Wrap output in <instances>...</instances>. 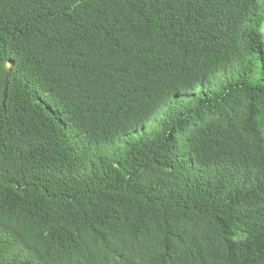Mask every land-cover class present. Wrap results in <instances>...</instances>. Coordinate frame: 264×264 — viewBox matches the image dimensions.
<instances>
[{
  "label": "trees",
  "instance_id": "obj_1",
  "mask_svg": "<svg viewBox=\"0 0 264 264\" xmlns=\"http://www.w3.org/2000/svg\"><path fill=\"white\" fill-rule=\"evenodd\" d=\"M263 22L0 0V264H264Z\"/></svg>",
  "mask_w": 264,
  "mask_h": 264
},
{
  "label": "rangeland",
  "instance_id": "obj_2",
  "mask_svg": "<svg viewBox=\"0 0 264 264\" xmlns=\"http://www.w3.org/2000/svg\"><path fill=\"white\" fill-rule=\"evenodd\" d=\"M257 2L260 5L261 11L263 12V15H264V0H257ZM259 31H260L261 35L264 37V22H263L262 26L260 27Z\"/></svg>",
  "mask_w": 264,
  "mask_h": 264
},
{
  "label": "water",
  "instance_id": "obj_3",
  "mask_svg": "<svg viewBox=\"0 0 264 264\" xmlns=\"http://www.w3.org/2000/svg\"><path fill=\"white\" fill-rule=\"evenodd\" d=\"M8 65H10V64H8Z\"/></svg>",
  "mask_w": 264,
  "mask_h": 264
}]
</instances>
